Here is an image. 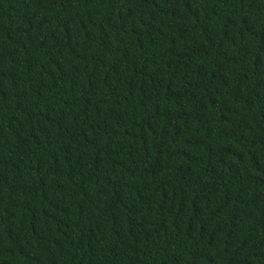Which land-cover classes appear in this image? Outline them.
<instances>
[{
  "label": "trees",
  "instance_id": "1",
  "mask_svg": "<svg viewBox=\"0 0 264 264\" xmlns=\"http://www.w3.org/2000/svg\"><path fill=\"white\" fill-rule=\"evenodd\" d=\"M0 264H264V0H0Z\"/></svg>",
  "mask_w": 264,
  "mask_h": 264
}]
</instances>
